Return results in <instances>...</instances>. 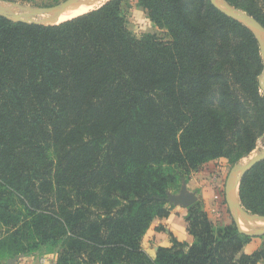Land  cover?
Instances as JSON below:
<instances>
[{
  "label": "trees",
  "instance_id": "trees-1",
  "mask_svg": "<svg viewBox=\"0 0 264 264\" xmlns=\"http://www.w3.org/2000/svg\"><path fill=\"white\" fill-rule=\"evenodd\" d=\"M227 1L264 26V0ZM137 5L167 40L133 33L130 0L48 25L0 15V261L36 252H56V264L264 261V244L243 250L259 236L232 218L218 224L201 201L188 207L191 245L174 239L155 257L143 248L193 170L256 148L264 61L254 32L211 0ZM240 198L264 214V160L243 175Z\"/></svg>",
  "mask_w": 264,
  "mask_h": 264
},
{
  "label": "water",
  "instance_id": "water-1",
  "mask_svg": "<svg viewBox=\"0 0 264 264\" xmlns=\"http://www.w3.org/2000/svg\"><path fill=\"white\" fill-rule=\"evenodd\" d=\"M79 1L80 0H64L53 5L33 6L15 0H0V2L2 3L10 4H0V15L7 17L8 19L13 21L34 22L46 25L56 24L59 22L47 23L41 20H36L35 18L41 15L57 12L54 16L55 20L65 9ZM211 2L225 14L244 23L254 32L259 41L261 55L264 61V26L262 25V23L259 22L254 16L247 13L245 10L231 5L227 0H211ZM259 83L261 89L264 91V68L259 76ZM261 137H264V134ZM262 160H264V148L256 153V155L253 156L248 162H237L232 167L225 185V199L233 216V220L242 233L253 236L264 235V229L255 230L252 232L245 231L241 228L239 222L241 219H244L246 221H262L264 220V214L253 213L243 205L240 198V184L243 175ZM197 200L198 198L195 193L187 192V187L184 183H182L178 193H172L171 191L169 192V201L173 204L189 207L190 205L197 202ZM18 259L19 257L11 258L8 260V264H13Z\"/></svg>",
  "mask_w": 264,
  "mask_h": 264
},
{
  "label": "crops",
  "instance_id": "crops-1",
  "mask_svg": "<svg viewBox=\"0 0 264 264\" xmlns=\"http://www.w3.org/2000/svg\"><path fill=\"white\" fill-rule=\"evenodd\" d=\"M221 161L227 162V160L220 159L203 164L200 168L193 170L189 178L183 180L182 183L186 185L187 192L196 194L198 198L197 201L203 203L204 208L211 213L217 223L224 225L230 222V215L222 208L221 203L215 199V195L218 194L221 197L223 193L222 177L224 170L222 167L218 166ZM213 207H218L220 209V218H216L212 213L211 210ZM187 215V206L174 204V208L169 216L155 218L143 238V248L145 251L151 257H155L160 246H171L174 239L191 245L194 242V237L188 231ZM263 244L264 237H255L245 244L243 250L245 253H253ZM44 255H48V253L36 252L32 255H21L13 264H42L39 259ZM49 258L50 262L56 264L58 255L49 254ZM0 264H8V260L0 261ZM258 264H264V261Z\"/></svg>",
  "mask_w": 264,
  "mask_h": 264
},
{
  "label": "rangeland",
  "instance_id": "rangeland-1",
  "mask_svg": "<svg viewBox=\"0 0 264 264\" xmlns=\"http://www.w3.org/2000/svg\"><path fill=\"white\" fill-rule=\"evenodd\" d=\"M17 1H19V0H17ZM62 1H64V0H34L32 2H22V1H19V2L28 4V5H33V6H46V5L57 4V3L62 2ZM0 4L10 5L9 3H2V2H0ZM130 4H131V9H130V15H129V27L135 35L141 36L145 33H154V34H157L159 37H161L164 40L168 39V35H167L166 30L160 29L149 19L147 12L137 5V0H130ZM14 9H17V8H14ZM45 15H47V14H45ZM263 148H264V137H260L257 141L256 148L250 153V155L242 158L238 162H248L253 156L256 155V153L261 151ZM224 160H226V159H224ZM222 163H224V164H222ZM236 163L229 164L228 162H222L221 161V163H219V165H218V166L222 167L224 170V174L222 177L223 193H222V196H221V199L219 200V202L221 203V205H224V203L226 202V204L224 205V209L230 215V219L231 218L233 219V216L229 210L227 201L225 199V197H226L225 196V185H226V180L228 178V175L230 174L232 167ZM179 190H180V188L178 190H174L171 192L172 193H178ZM259 237H264V235H261ZM44 253H47V252H44ZM48 254H57V253L55 252V253H48Z\"/></svg>",
  "mask_w": 264,
  "mask_h": 264
},
{
  "label": "bare ground",
  "instance_id": "bare-ground-1",
  "mask_svg": "<svg viewBox=\"0 0 264 264\" xmlns=\"http://www.w3.org/2000/svg\"><path fill=\"white\" fill-rule=\"evenodd\" d=\"M107 1L108 0H80L79 2H76L73 5L69 6L67 9H65L61 13V15L57 17V19L55 20H54V16L56 15L57 12L38 16L35 19L41 20L47 23L61 22V21L73 18L75 16H78L80 14L86 13L92 9H95ZM239 223L243 230L249 231V232L264 229V220L246 221L244 219H241Z\"/></svg>",
  "mask_w": 264,
  "mask_h": 264
},
{
  "label": "built area",
  "instance_id": "built-area-1",
  "mask_svg": "<svg viewBox=\"0 0 264 264\" xmlns=\"http://www.w3.org/2000/svg\"><path fill=\"white\" fill-rule=\"evenodd\" d=\"M215 199L219 201L221 199L220 195H215ZM211 211L216 218L221 217V211L218 207H213ZM39 261L42 264H54L53 262H50L49 254L40 257Z\"/></svg>",
  "mask_w": 264,
  "mask_h": 264
}]
</instances>
